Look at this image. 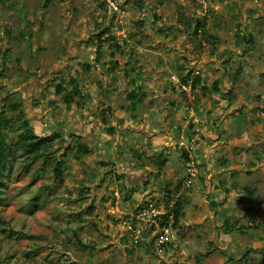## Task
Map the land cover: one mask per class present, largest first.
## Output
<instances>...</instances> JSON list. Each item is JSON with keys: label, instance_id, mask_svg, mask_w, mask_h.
Segmentation results:
<instances>
[{"label": "rangeland", "instance_id": "1", "mask_svg": "<svg viewBox=\"0 0 264 264\" xmlns=\"http://www.w3.org/2000/svg\"><path fill=\"white\" fill-rule=\"evenodd\" d=\"M258 3L0 0V264H264Z\"/></svg>", "mask_w": 264, "mask_h": 264}, {"label": "trees", "instance_id": "2", "mask_svg": "<svg viewBox=\"0 0 264 264\" xmlns=\"http://www.w3.org/2000/svg\"><path fill=\"white\" fill-rule=\"evenodd\" d=\"M197 28L202 24L200 19H197ZM198 81V77H194L191 81V84H196ZM187 83V81L185 80ZM1 88V85H0ZM60 89V88H59ZM25 124H27V120L25 121ZM111 131L113 128L110 129ZM50 136L49 135H38L36 134L33 130L28 128L26 126L25 128V135L19 140L20 146L23 147L24 153L28 154L31 156V159H36L40 156H43L42 152V147L43 145L49 140ZM79 148L83 152L88 151V147L86 145H79ZM11 155V147L8 143L5 141V137L3 134L0 132V180L3 178V170H4V160H8ZM62 164H63V159L57 158L56 159V164H55V171L57 174V177L61 175L62 171ZM1 184V183H0ZM1 200V197H0ZM180 204H181V199H177L175 203L167 210L166 214L173 213L174 214V219L175 222L178 220V214L180 210Z\"/></svg>", "mask_w": 264, "mask_h": 264}, {"label": "built area", "instance_id": "3", "mask_svg": "<svg viewBox=\"0 0 264 264\" xmlns=\"http://www.w3.org/2000/svg\"><path fill=\"white\" fill-rule=\"evenodd\" d=\"M190 83H189V88L191 87ZM182 86L184 88H187L186 85L184 84ZM164 214L166 213L164 212ZM140 217L145 222H149V224L152 226H156V225L159 226L160 222L165 218L166 222L162 225L160 229L161 233L159 234L158 245H161L168 240L169 233H171V228L173 227V224L175 222L173 213L166 214L164 217H162V213L159 209V205L157 204L156 201H154V202H150L140 211Z\"/></svg>", "mask_w": 264, "mask_h": 264}, {"label": "crops", "instance_id": "4", "mask_svg": "<svg viewBox=\"0 0 264 264\" xmlns=\"http://www.w3.org/2000/svg\"><path fill=\"white\" fill-rule=\"evenodd\" d=\"M232 1L233 0H224L225 3L232 2ZM240 1H242L243 3L246 2V4H247L246 6L249 5V0H240ZM219 6H220L219 4H216V8H218ZM255 7H256V5L253 6V8H255ZM257 7L264 12V6L263 5H261L260 3H258L257 4ZM216 12H217V15H216L217 17L216 18L221 17V18H224V19H228V23L231 21V19H233L232 13H230L227 10L226 11H222V12H218V10H217ZM254 16L256 17V16H259V15H255L254 14ZM248 18L250 19L251 18V15H249V13H245L243 11V20L246 21V19L248 20ZM229 31H231V30H228V31H227V29H226V31L225 30H220L218 33H220L221 35H224V33H227ZM241 34H245V33L241 32Z\"/></svg>", "mask_w": 264, "mask_h": 264}]
</instances>
